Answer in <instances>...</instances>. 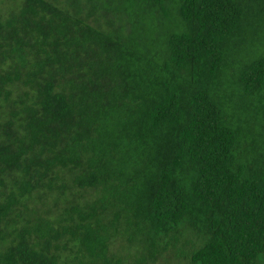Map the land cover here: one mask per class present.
Wrapping results in <instances>:
<instances>
[{
    "label": "trees",
    "instance_id": "16d2710c",
    "mask_svg": "<svg viewBox=\"0 0 264 264\" xmlns=\"http://www.w3.org/2000/svg\"><path fill=\"white\" fill-rule=\"evenodd\" d=\"M0 264H264V0H0Z\"/></svg>",
    "mask_w": 264,
    "mask_h": 264
}]
</instances>
